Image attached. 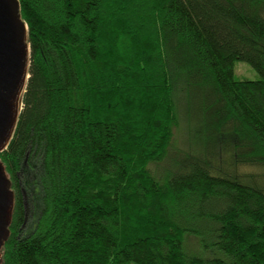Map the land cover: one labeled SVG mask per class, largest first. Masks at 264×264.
<instances>
[{"label":"trees","instance_id":"trees-1","mask_svg":"<svg viewBox=\"0 0 264 264\" xmlns=\"http://www.w3.org/2000/svg\"><path fill=\"white\" fill-rule=\"evenodd\" d=\"M19 3L30 78L0 153L16 193L0 264H264V180L241 170L264 173V0ZM185 97L209 133L185 124L162 175Z\"/></svg>","mask_w":264,"mask_h":264},{"label":"water","instance_id":"water-1","mask_svg":"<svg viewBox=\"0 0 264 264\" xmlns=\"http://www.w3.org/2000/svg\"><path fill=\"white\" fill-rule=\"evenodd\" d=\"M31 47L19 0H0V153L11 143L30 78ZM15 193L0 163V250L10 237Z\"/></svg>","mask_w":264,"mask_h":264},{"label":"rangeland","instance_id":"rangeland-1","mask_svg":"<svg viewBox=\"0 0 264 264\" xmlns=\"http://www.w3.org/2000/svg\"><path fill=\"white\" fill-rule=\"evenodd\" d=\"M235 78L237 80H256L258 78V75L256 73V71L246 62H237L235 65ZM176 92L177 94V98L181 97V92H182V86H178ZM180 114L182 117V121H181V126L180 129H178V131L176 130L175 132V137H174V142H173V146L170 152V156L169 159L167 161H165L162 164L159 165H154V171H158L160 174L164 175L165 173H167L168 171H171L169 169L175 168L176 166L179 165V160L183 159V154L184 151L186 150L185 148L189 147L190 145V132H188V129H185V124L188 125V128L197 131L199 133L200 132H206L207 135L209 133V128L207 125V120L204 118V116L199 113L200 115L198 116V114H195V110H193L192 107V100L191 98H184L181 101L180 104ZM198 133L195 135V140L194 143L191 145L192 147H194L195 151H200L201 150V145L202 144H197L198 142H201V140H198ZM206 133L203 134L201 133L199 135V139L200 138H204V141L206 142ZM227 142L223 145L225 146H229L231 145H235V141H232V138L230 137V135L226 136ZM216 142L215 144H211L209 145L208 149L214 151V152H220L223 153L224 151L220 150L219 147L217 146ZM200 148V149H199ZM231 148V147H230ZM174 151H176L177 153L174 154ZM234 152V151H232ZM229 153L225 152V155H227ZM225 159V163L221 164V168H229L230 167V163L231 160L229 161L230 155L229 156H224ZM175 160V161H172ZM0 163H2V161L0 160ZM234 164H236L237 162L233 161ZM236 167V166H235ZM243 173L245 172V174H252V175H256L259 179L264 180V173H260V172H255L256 168H253L252 166H248L245 165L243 166ZM173 173V172H172ZM14 209H15V205H14ZM14 215V212H13ZM13 220V218H12ZM211 240V238H208ZM185 250L189 255H196V256H202V257H206V258H210L213 255L209 254L208 252H205L204 249L201 246V238L198 237L197 235H195L194 233H186L185 235Z\"/></svg>","mask_w":264,"mask_h":264},{"label":"flooded vegetation","instance_id":"flooded-vegetation-1","mask_svg":"<svg viewBox=\"0 0 264 264\" xmlns=\"http://www.w3.org/2000/svg\"><path fill=\"white\" fill-rule=\"evenodd\" d=\"M12 190L14 191V193H15V190L13 189V186H12ZM15 196H16V193H15ZM2 250V249H1ZM1 250H0V252H1Z\"/></svg>","mask_w":264,"mask_h":264}]
</instances>
